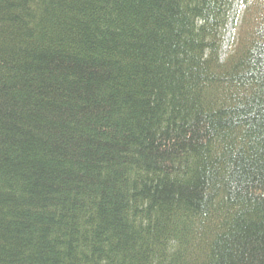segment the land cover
I'll return each instance as SVG.
<instances>
[{
  "label": "trees",
  "instance_id": "trees-1",
  "mask_svg": "<svg viewBox=\"0 0 264 264\" xmlns=\"http://www.w3.org/2000/svg\"><path fill=\"white\" fill-rule=\"evenodd\" d=\"M0 264H264V0H0Z\"/></svg>",
  "mask_w": 264,
  "mask_h": 264
},
{
  "label": "rangeland",
  "instance_id": "rangeland-1",
  "mask_svg": "<svg viewBox=\"0 0 264 264\" xmlns=\"http://www.w3.org/2000/svg\"><path fill=\"white\" fill-rule=\"evenodd\" d=\"M238 4H239V3H238ZM236 7H238L240 10H244V7H243V6L240 7V6L236 5ZM240 12H241V11H240ZM230 33H232V30H231ZM229 35H230V34H227L226 39H225V40H226V45L228 44V41H229V40H228V39H229ZM225 47H226V46H224V48H225Z\"/></svg>",
  "mask_w": 264,
  "mask_h": 264
}]
</instances>
